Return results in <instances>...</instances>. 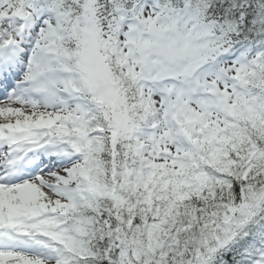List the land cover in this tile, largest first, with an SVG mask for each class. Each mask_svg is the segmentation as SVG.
I'll return each instance as SVG.
<instances>
[{
  "label": "snow or ice",
  "instance_id": "1",
  "mask_svg": "<svg viewBox=\"0 0 264 264\" xmlns=\"http://www.w3.org/2000/svg\"><path fill=\"white\" fill-rule=\"evenodd\" d=\"M0 264H264V0H0Z\"/></svg>",
  "mask_w": 264,
  "mask_h": 264
}]
</instances>
